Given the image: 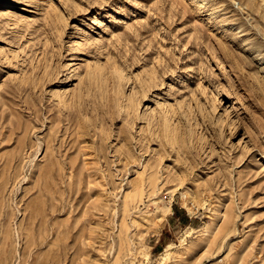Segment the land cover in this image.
Instances as JSON below:
<instances>
[{
    "label": "rangeland",
    "instance_id": "1",
    "mask_svg": "<svg viewBox=\"0 0 264 264\" xmlns=\"http://www.w3.org/2000/svg\"><path fill=\"white\" fill-rule=\"evenodd\" d=\"M0 264H264V0H0Z\"/></svg>",
    "mask_w": 264,
    "mask_h": 264
},
{
    "label": "bare ground",
    "instance_id": "2",
    "mask_svg": "<svg viewBox=\"0 0 264 264\" xmlns=\"http://www.w3.org/2000/svg\"><path fill=\"white\" fill-rule=\"evenodd\" d=\"M11 1H12V0H11ZM74 35H75V37H73L72 39H76V38H78V37L76 36L77 34H74ZM170 123H171V122H170ZM168 125H169V122H168ZM168 125H167V126H168ZM170 125H171V124H170ZM167 126H166V127H167ZM171 127H172V126H171ZM171 127H170V128H171ZM172 128H174V126H173ZM172 128H171V129H172ZM167 129H168V128H167ZM168 132H170V129L168 130ZM170 133H171V132H170Z\"/></svg>",
    "mask_w": 264,
    "mask_h": 264
}]
</instances>
